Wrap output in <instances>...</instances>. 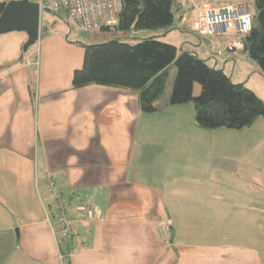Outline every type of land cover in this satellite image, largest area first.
Instances as JSON below:
<instances>
[{"label":"crops","instance_id":"1","mask_svg":"<svg viewBox=\"0 0 264 264\" xmlns=\"http://www.w3.org/2000/svg\"><path fill=\"white\" fill-rule=\"evenodd\" d=\"M191 6L178 10L189 31ZM42 29L0 71V264H264V175L241 170L228 140L207 138L229 128H199L193 104L171 105L169 92L142 112L129 89H72L82 45L129 32ZM49 182L93 210L77 223L69 208L74 237L46 216Z\"/></svg>","mask_w":264,"mask_h":264},{"label":"trees","instance_id":"2","mask_svg":"<svg viewBox=\"0 0 264 264\" xmlns=\"http://www.w3.org/2000/svg\"><path fill=\"white\" fill-rule=\"evenodd\" d=\"M253 4L251 30L240 38L244 45L242 53L264 75V0H253ZM179 9L176 0H122L116 28L125 33L168 28L173 23L174 11ZM124 38L82 45L83 65L73 73L72 89L89 86L129 89L136 94L140 111L153 112L174 65L176 77L169 103H192L199 128L240 129L264 117V103L253 91L233 83L222 70L208 66L195 53L178 54L175 46L157 37L140 39L134 45ZM195 84L200 86L198 96H193Z\"/></svg>","mask_w":264,"mask_h":264},{"label":"rangeland","instance_id":"3","mask_svg":"<svg viewBox=\"0 0 264 264\" xmlns=\"http://www.w3.org/2000/svg\"><path fill=\"white\" fill-rule=\"evenodd\" d=\"M10 1L17 0H0V3ZM29 1L35 2L36 0ZM188 1L190 5L192 4L186 15L188 21H197L200 17L199 14L206 9L221 8L231 5H221L218 3L214 6L207 3L197 4L195 2L196 0H187L186 3H188ZM235 5L237 6L239 4ZM241 5L246 6L250 14L255 10L253 0H246L245 4ZM179 16V12L174 11L173 23L168 28L139 30L135 31V33L129 31V36L123 40L131 45H134L139 42L140 39L157 37L159 40L175 46L178 54L181 52H193L200 59L205 60L208 66L217 70H222L233 83L243 84L247 89L253 91L264 103V75L262 74L258 65L248 58L244 53L239 55H232V53H220L217 49V46L214 44L216 41L213 39H224L226 41L231 38L240 39L241 37L239 38L238 35H234L232 37L220 38L216 36H210L208 33L199 35L194 33V31L183 29L179 23ZM39 24L40 31L43 32V34L45 31L42 29V27L47 31L57 32L61 35H64V37L67 36L68 39H73L75 35L82 36V34H84V31L80 30L76 25L70 22L63 12L53 14L50 11L45 12L41 10L39 15ZM189 25L192 26L190 23ZM197 26L205 28V25L201 22L198 23ZM197 29H199V27H197ZM112 37L115 36L112 35ZM26 40L27 36L22 32H9L0 35V71L7 69V67L4 66V62L8 61V63H11L13 60L20 58L21 49ZM32 47L33 46H31L30 49ZM175 77L176 67L173 65V67L170 69L169 77L163 94L166 95L168 92L171 93ZM199 92L200 86L199 84H195L193 96L198 95ZM228 132L229 133L214 132L212 136L207 138L210 139V141L212 139L214 141L216 139L228 140L233 144L231 148V156H238L239 158H236L235 160H241V170L256 172L262 171L264 175V117L256 118L249 126H245L240 129H229ZM262 180L264 181V176ZM67 203L69 208H73L75 205L80 204V201L76 202V200H73L72 204H70L68 201ZM69 213L70 212L67 214V218ZM53 221L56 224V220L54 219Z\"/></svg>","mask_w":264,"mask_h":264},{"label":"built area","instance_id":"4","mask_svg":"<svg viewBox=\"0 0 264 264\" xmlns=\"http://www.w3.org/2000/svg\"><path fill=\"white\" fill-rule=\"evenodd\" d=\"M176 1L184 6L187 0ZM35 2L38 3L40 10L47 9L53 14L64 12L69 21L83 31L90 33L106 31L114 36L120 32L116 26L118 15L122 9V0H36ZM199 16L201 18L199 17L197 21H188L187 16L183 15L181 22L199 35L208 33L210 36L220 38L234 35H238L240 38L245 36L252 27L251 14L244 5L209 8L202 11ZM200 22L205 25V28L197 26ZM226 41L222 47L224 53H237L243 50L244 45L241 39L231 38ZM45 193L43 207L46 216L48 219L56 220L60 237L76 236L73 221L67 218L69 205L62 197L58 185L49 182L45 186ZM73 211L78 217L77 223L90 222L94 217L93 210L81 203L75 205Z\"/></svg>","mask_w":264,"mask_h":264},{"label":"water","instance_id":"5","mask_svg":"<svg viewBox=\"0 0 264 264\" xmlns=\"http://www.w3.org/2000/svg\"><path fill=\"white\" fill-rule=\"evenodd\" d=\"M48 12L47 9H42ZM40 9L37 2L17 0L0 3V35L9 32H22L27 40L22 47V52L35 45L39 39Z\"/></svg>","mask_w":264,"mask_h":264}]
</instances>
